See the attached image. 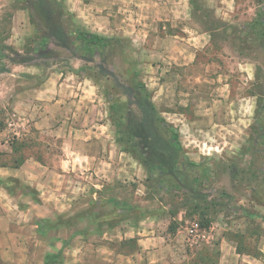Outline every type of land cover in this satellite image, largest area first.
Segmentation results:
<instances>
[{
	"label": "rangeland",
	"instance_id": "rangeland-1",
	"mask_svg": "<svg viewBox=\"0 0 264 264\" xmlns=\"http://www.w3.org/2000/svg\"><path fill=\"white\" fill-rule=\"evenodd\" d=\"M133 1L148 21L155 0ZM238 1L239 11L225 20L208 0H192L188 58L172 56V49L182 46L164 40L172 30L160 24L156 31L163 40L111 36L110 46L87 61L74 40L77 25L86 29L76 0L78 17L69 0H0V164L15 159L9 145L20 151L22 126L14 112L19 88L55 70L83 71L99 83L111 104L120 106L116 122L124 116L119 123L126 135L136 130L132 140L139 154L149 156V137L134 99L141 82L158 115L178 131L183 147L179 167L195 162L210 170L209 176L200 170L189 176L190 181L199 177L193 186L207 195L201 198L188 188L178 189L175 177L162 183L161 174L143 168V197L165 210L175 232L188 233L193 224L207 219L210 227L229 231L226 237L238 252L264 264V150H252L249 140L258 98L264 103V38L261 27L252 26L264 20V0ZM205 30L213 31L211 40L196 48L192 39ZM159 132L162 139L154 150L166 153L165 140L171 134L162 123Z\"/></svg>",
	"mask_w": 264,
	"mask_h": 264
},
{
	"label": "crops",
	"instance_id": "crops-1",
	"mask_svg": "<svg viewBox=\"0 0 264 264\" xmlns=\"http://www.w3.org/2000/svg\"><path fill=\"white\" fill-rule=\"evenodd\" d=\"M76 1L86 31L163 40L164 24L172 30L164 40L182 46L172 56H190L192 0H155L148 21L133 0ZM208 2L225 20L239 11L238 0ZM212 33L197 31L194 46ZM19 89L20 151L9 145L15 159L0 164V264H263L238 252L229 231L203 229L198 242L170 231L165 210L143 197L146 168L120 139L116 103L83 71L55 70Z\"/></svg>",
	"mask_w": 264,
	"mask_h": 264
},
{
	"label": "trees",
	"instance_id": "trees-1",
	"mask_svg": "<svg viewBox=\"0 0 264 264\" xmlns=\"http://www.w3.org/2000/svg\"><path fill=\"white\" fill-rule=\"evenodd\" d=\"M252 26L255 29L260 26L261 29H259V32H261V37L264 38V20H255ZM74 40L79 49L85 52L83 58L87 61H93L94 56L108 48L114 38H109L97 33L86 31L80 25H77ZM115 40L120 41V39ZM135 93L134 99L141 109L142 120H144L145 130L147 131L145 132V135L146 137H149L150 146L147 148V150H149V156H142V154H139L136 142L132 140L136 136V130H132L128 133V135H126L122 125L119 123L120 121H124L123 115L119 118L120 120L116 122L121 134L120 139L127 144L128 149L132 152V154L142 161L144 167L149 170V172L151 171L161 174L162 178L160 181L162 183H165L170 178L175 177V181L178 183L176 186L178 189L188 188L191 190L192 194L201 198H207V195L202 194L200 190L193 186L198 182L199 177L195 176L190 181L189 176L194 174V170H200L202 173L203 171L207 172V176H209L210 170L206 168L203 169L201 164L195 162H190L188 165L183 166L182 169L179 167V156L183 150V147L179 140L178 131L158 115L157 110L151 100V96L143 83L140 82L136 84ZM262 100L263 99L260 97L258 98L255 111V122L251 126V132L249 136L251 148L252 150L255 149L257 152L264 150V103ZM161 123L162 126L166 128L168 133L171 134V136L165 140L167 144L166 150H168L166 153L154 150V146L158 138L162 139V136L159 132ZM205 221L206 222L204 223H200V227L203 229H208L211 222L207 219ZM170 231L174 233L176 229L170 226Z\"/></svg>",
	"mask_w": 264,
	"mask_h": 264
},
{
	"label": "built area",
	"instance_id": "built-area-1",
	"mask_svg": "<svg viewBox=\"0 0 264 264\" xmlns=\"http://www.w3.org/2000/svg\"><path fill=\"white\" fill-rule=\"evenodd\" d=\"M203 229L198 224H193L189 229L188 234L192 237V240L198 241L200 238H204L202 235Z\"/></svg>",
	"mask_w": 264,
	"mask_h": 264
}]
</instances>
